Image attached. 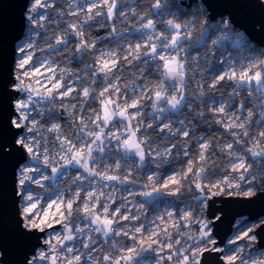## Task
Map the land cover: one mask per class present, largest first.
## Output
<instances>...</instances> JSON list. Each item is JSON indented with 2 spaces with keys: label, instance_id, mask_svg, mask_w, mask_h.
I'll return each mask as SVG.
<instances>
[{
  "label": "snow or ice",
  "instance_id": "6c2138e0",
  "mask_svg": "<svg viewBox=\"0 0 264 264\" xmlns=\"http://www.w3.org/2000/svg\"><path fill=\"white\" fill-rule=\"evenodd\" d=\"M250 6L264 12V0H250ZM69 7L75 8V10L70 11L68 15L83 14L85 19L82 22L78 21L67 25L65 32L71 33L76 38V53L90 51L95 57L92 65H85L89 72L85 73L84 77L76 76L75 79L83 82L90 81V83L88 86L79 89L72 83L65 84L64 70H60L61 75L57 78L58 69L52 67L46 60L41 61L39 65L31 69L27 68L26 66L33 63V53L28 52V49L33 48L34 45L26 43L20 46L18 51L26 53V55L21 57L18 68L24 71L15 77L17 83L13 85V90L27 93V96L15 99L12 104L13 113L6 122V127L12 136L11 143L0 142V159L11 156L15 152L20 160L16 181L19 191L16 192V195L26 202L22 208V215L26 222L24 228L28 230V234L33 232L42 234L36 237L33 254L31 256L26 255L22 264H141L138 257H142V253L148 252L154 253L152 264H201L202 258L206 260V264H212L210 254L223 250L215 246L216 241L211 238L208 222L197 220L190 209L183 211L179 216V221L183 222L184 226L189 223L200 224L198 239L186 231H181V223L176 221V215L170 210L158 214L155 220L149 221L151 227H146L143 222H140L141 216L144 214L145 203L138 202L135 205L137 212L133 214L132 209L128 207L132 202L128 200L127 196H123V202L117 205L115 189L110 194L103 191L104 188L109 187L108 182H116L122 186L136 183L130 179L132 170L130 168L122 169L119 160L114 162V166L103 163L106 157L101 156L98 160L94 153H105V142L112 143L115 141L113 146L122 153L123 158H138L137 167L154 156L171 155L172 149L176 147L175 144L166 147L161 152L151 147L149 137L138 135L144 127L154 128V124L144 125L143 120L139 119L142 116L141 109L145 106V101L151 102L152 113L150 115L153 120L159 121V124L156 125L159 127V131L167 130L170 135L190 139L187 128H177L173 131L170 123H164L166 117L157 115V113L182 112L184 108L190 112H195L192 105L187 103L186 89L189 86V74L193 71H199L201 61L206 62L207 56L211 53V50H208L204 56H200L198 51L195 55L190 54L189 48L196 25L199 24L201 27V37L207 36L208 40H211V44L217 46L227 38L235 21L230 16H225L224 13L213 12L208 14V9L212 5L207 3V0L201 3L193 0L189 7L196 9L198 14L194 15L190 21L178 22L175 13L171 14L173 18L162 19L161 23L164 25V30L157 29L156 21L148 13L138 14L135 7L125 11L127 4L123 3L122 0H81L79 3L77 0H72ZM148 7L154 14L163 16L162 12L156 10L164 9L166 5L162 3V0H154ZM174 7L180 15L188 14L182 11L178 5ZM48 8L59 9V6L53 4L51 0H33L28 13H26V18L32 27L43 28L45 21L52 22L46 12L39 11ZM60 15L62 16L63 13ZM129 15L138 21V31L144 39L142 43H136L134 47L129 45L122 57L119 55L118 49L98 50V41L86 38V35L89 34L85 32V27L90 22L96 21L98 17L111 22L117 17L127 19ZM218 16L220 17L219 20H217ZM257 23L260 33L264 34V19L257 21ZM255 27L254 24L253 30ZM110 35H121L114 24L111 27ZM212 36H217V38L212 39ZM186 42L187 47L185 46ZM70 43L67 35H57L55 44L49 40L48 46L57 52H61L66 51ZM116 43L119 44V41ZM59 45H64V49H60ZM201 46L206 47L207 40ZM237 46L248 47L249 51H255L250 46V41H246L243 45L237 41ZM121 60L129 65L133 61L145 65L144 68L140 69L141 77L151 66L152 70L157 73L159 82L155 85L137 86L132 81L130 83L133 96L129 97L127 95L129 85L125 84L122 91L118 84L121 76L117 75V72L120 69ZM241 60L247 62L241 64L239 72L229 63L228 70L222 69L217 73L208 87L215 89L223 81L235 82L233 92L229 93L230 97L238 96L241 91L246 89L250 98L257 95L260 99V103L256 107L264 109V52L260 56L241 57ZM150 62L152 63L150 64ZM221 63L227 62L221 61ZM41 68L50 73L46 76L44 83H41L39 78L35 81L44 89L43 92L33 87L32 84L25 83V79L30 74L37 77L44 75ZM101 77L104 85L96 94L92 85L97 84ZM197 91L198 97H202L204 95L203 85L198 86ZM74 93L76 96H82L85 103L89 99L97 100L99 110L93 109L88 120H85L83 115L78 117L74 123L79 124L80 127L75 139L64 136L62 126L53 123L48 131L58 133L55 140L58 143L59 151L52 155L47 147V141L45 140L42 145L41 141L37 139L40 134L39 128L42 126L35 118L30 119L31 112L34 110L37 97L49 101L55 100L56 97L61 99L73 97L75 99ZM237 103L238 107L236 104L225 105L220 102L218 106L208 110L214 115H223L224 119H217L216 123L230 133L236 144H242L245 142L243 138L252 139L248 129L251 127L254 112L252 108H247L243 102ZM61 107L65 106L61 105ZM72 108H76V105L73 104ZM229 108L233 109L231 114H229ZM65 111L72 115L69 109L65 108ZM81 111H86L83 105H81ZM245 111L246 117H244ZM198 115L203 117V111ZM260 115L261 119L257 123L264 124V110L261 111ZM245 119L247 123L244 122ZM178 122L181 125L184 124L183 120ZM117 124L119 127L116 126ZM105 129L108 130L105 131ZM258 135L259 139H255L253 146L248 147L245 151L254 158L264 160V131H260ZM41 147H43L42 153ZM185 147L187 148V145ZM198 147L200 149L198 161L207 165L208 160L205 154L209 152L211 142L200 137ZM257 148H259L258 151ZM225 149L228 150L229 157H233L235 160L230 164V168L232 173L238 174L239 181L251 185L259 179L261 181L260 186L264 188V171L252 174V165L247 163V157L244 154L235 152L233 143L225 145ZM183 154L188 156L189 152L186 150ZM26 160L34 163L28 164L25 162ZM60 161L62 163H59ZM102 163L103 168H101ZM42 168H50L53 174L62 173L67 168H76L78 174L75 176L73 184L88 180L92 187L88 190L77 188L75 194L67 199L64 198L63 194H58L55 199L48 201L46 206H41L40 198L34 194L33 189L28 188L26 190V185L44 187L42 181L49 180L51 177L44 175ZM79 170H82V173ZM206 171V167H198L196 162L189 159L185 171L178 174L179 178L177 175H172L160 179L158 173L152 172L146 175L147 183L144 185L145 188L151 187V191L136 193L127 188L125 191L128 196L138 194L142 197H152L153 194L159 195L165 191L169 195H175L183 187L182 182L191 178L195 189L200 192V196L195 199L199 204L204 205L211 196L220 194V191L223 190L220 187L222 184L229 188L240 187V183L230 179L229 176H225L223 180L215 183L207 182ZM121 172L125 174H119ZM37 173L39 175H35ZM201 180L205 182L201 183ZM100 181L105 183L100 185L98 190L96 185ZM213 189H217V191H213ZM82 193V203L77 205V201L81 200ZM243 195L254 196L255 191L249 188ZM74 205H76L75 208ZM113 205L117 206L113 208ZM74 212L82 213V215L74 216ZM165 217L168 219L166 220ZM77 218L84 221L83 227L75 223ZM169 220L173 221L170 227L168 226ZM122 222L128 223L122 224ZM131 222L137 223L129 226ZM55 224L61 225L64 234L46 233V230L53 228ZM249 231H245L243 236L238 237V239L254 240L255 237L250 236ZM173 232L178 237H186L183 244L180 238L173 237ZM114 237H123L133 243L123 245L120 241L113 239ZM109 241H111V247L106 251L103 246L108 245ZM187 241H192V243L189 244ZM230 243H235V240L230 241ZM205 253H209L206 258ZM223 259L227 264H236L237 260L240 261V264H264V260H255L251 257L246 260L243 256L238 255L235 250L230 251ZM0 264H4V262L0 260Z\"/></svg>",
  "mask_w": 264,
  "mask_h": 264
},
{
  "label": "trees",
  "instance_id": "16d2710c",
  "mask_svg": "<svg viewBox=\"0 0 264 264\" xmlns=\"http://www.w3.org/2000/svg\"><path fill=\"white\" fill-rule=\"evenodd\" d=\"M51 2L55 5H58L59 9L48 8L40 10L41 12H46L48 14L50 20L52 21L51 23L45 21V26L43 28H40L32 27L29 21L26 20V31L24 36L27 35L28 27H30L34 31L32 34L33 39L31 41L34 47L30 49V52L33 53V63L31 66H37L41 61L46 60L52 65V67L58 69L56 73L57 78H59L61 75L60 70H64L63 76L65 84L72 83L78 89L86 87L88 86L90 81H79L76 80L75 77H84L85 73L89 72V70L85 68V65H92L95 57L91 54L90 51L76 53V38H74L71 33L65 32V28L67 27V25L77 23L78 21L82 22L85 17L83 14L78 16L68 15L70 11L75 10V8L69 7L70 3H72V0H51ZM122 2L127 4V8L125 9V11L135 7L138 14L148 13L149 16L156 21L158 30H164V25L163 23H161V20L173 18V16L171 15L172 13L176 14L175 18L178 22L181 23L192 20L194 18V15L198 14L196 9L190 8L189 5H186V0H162V3H164L166 7L164 9L156 11L162 12L163 16L154 14L150 7H148L151 3L154 2V0H122ZM196 2L200 3L198 1ZM175 5H178L182 9V11L188 14L180 15L177 12L176 7H174ZM60 13H63V15L61 16ZM219 19L220 18H218L217 20ZM113 24L121 35H110L111 27ZM85 32L89 34L86 35L87 39L98 41V50L116 48L118 49L119 55L121 57L125 54V49H127L129 45H132L134 47L136 43H142L144 39L138 31V21L131 15H129L127 19H124L123 17H117L114 21L111 22L107 21L105 18L98 17L96 21L90 22L89 25L85 27ZM200 32L201 27L199 24H197L196 29L193 32L191 47L189 48L190 54L195 55L198 51L200 56H204L206 51L208 50H211V53L207 56L206 62L201 61V68L199 71H193L189 74V86L186 89V95L188 96L187 103L192 105V107L195 109V112H190L187 108H184L182 109V112L160 114V116L166 117V119H164V123H170L173 131H175V129L177 128H187L190 134V139L183 136L170 135L167 130H165L164 132L159 131V127H156V125L159 124V121L153 120L152 116L150 115V113L152 112L151 102L149 101L144 102L145 106L142 108V116L139 119L143 120L144 125H147L149 123L154 124V128L148 129L144 127L142 128L141 132L138 133V135H146L147 137H149L151 145H159V143H164L165 145H176V147L172 149L171 155L165 156L166 159H158L161 165V167H158L160 176H164L168 171L175 170L177 172V178H179L178 174H182L185 171V165L187 164L188 160L191 159L197 163L198 167L204 166L207 168L206 181L214 183L215 180L222 179L225 175L232 173L230 164L233 157H229L228 150L225 149V145L229 143L234 144V150L237 154H244L247 157V163L252 165V173L258 174L259 172L264 171V160L248 155L245 150L248 147H252L254 140L259 139V132L264 131V124L257 123V121L261 119V111L264 110L256 107V105H259L260 99L257 97V95H254V97L250 98L246 89L241 91L240 95L230 97L229 93H232L233 89L235 88V82L232 81H223L221 82V84L217 85L215 89H210L208 87V84L213 80V77L222 69L224 71H227L229 63H231L235 67L237 72H239L241 64L247 62L246 60H241V57L260 56V54L264 51L252 42H250V46L254 48L255 51H249L248 47L237 46V41H239L240 45H243L246 41L249 40L234 28H232V31L228 34L227 38L222 40L220 45L217 46H213L211 44V40H208L207 36L201 37ZM57 35H67L68 40L71 42L66 51L57 52L55 49H52L48 46L49 40H51V43L55 44ZM211 38L216 39L217 36H212ZM205 40H207V46H201ZM117 41H119V44L116 43ZM185 46H188L187 42L185 43ZM58 47L60 49H64L65 46L59 45ZM221 61H226L227 63H221ZM151 63L152 62H150V64ZM205 64H207V66H205ZM144 67L145 65L138 61H133L131 65L125 63L123 60L120 61V69L117 72V75H120L121 79L118 84L121 87L122 91L124 90L125 84L129 85V88L127 89V95L129 97L133 96L132 85L130 82L134 81L137 86H143L145 84L155 85L159 82V77L157 76V73L152 70L151 66L148 67V70L144 73L143 77H141L140 69ZM19 72L20 70L15 65V76H17ZM41 72L44 73V75L38 77H41V80L45 81L46 76L50 73L45 72L44 68H41ZM103 85L104 81L102 77L97 84L92 85V87L96 90V94L99 93ZM200 85H203L204 95L202 97H198L197 89ZM73 95L76 96L75 93ZM220 102H223L225 105L236 104L237 107V102H243L247 108H252L254 116L252 118L251 127L248 129L250 137L252 138L251 140L246 137L243 138L245 141L244 143L236 144L234 142V138L230 135V133L226 131L220 124L216 123L217 119H224L223 115H214L208 109L218 106ZM73 104L76 105V108H72ZM61 105H64L65 107H61ZM81 105H83L86 111H81ZM197 105H199V107H197ZM51 107H56V112L45 111L44 115L39 117L40 124L43 122L47 123L52 119H56L65 125L67 134L71 136L72 139H74L76 133L73 126L79 125L74 122L81 115L84 116L85 120H88V117L91 115L93 109L99 110V102L94 99H89L87 103H85L82 96H76L75 99H73V97H67L64 99L57 97L55 103H53V106ZM65 108L69 109L72 112V115H69V112L65 111ZM201 111H203L204 113L203 117L198 115ZM232 111L233 109L229 108V114H231ZM246 115L247 113L245 111L244 117H246ZM180 120L184 121L183 125L178 122ZM244 122L247 123V120L245 119ZM233 130L239 131V129ZM200 137H203L205 141L211 142V148L209 152L205 154L208 160L207 165H203L202 162L198 161V153L200 152V149L198 147V140ZM185 145H187L186 150L189 152L188 156L183 155L182 148ZM115 157H121L123 159L122 162L126 160L125 158H123V155L117 151L116 148H113V144H109L108 156L106 158V161L109 163ZM125 162L129 165L136 164L135 158H129ZM150 163L151 162L149 158L146 160V164L142 165V167H140L136 173H132L130 178L132 180L140 181L141 183H143L145 181V172L150 167ZM77 171L78 170L76 168H69L66 178L64 180H58L60 185H50L49 189L57 191L60 187L59 189H63L67 196H69L72 192L74 193L78 188V185L73 184L72 177ZM120 174H123V172H121ZM200 182L204 183L205 181L201 180ZM44 183H46V181H44ZM83 183L84 182L80 184ZM182 183L183 187L175 195L162 193L149 202L145 201L147 212L143 216V219L141 218L140 222L144 223L148 221L149 216L153 214L154 203L162 202L166 197L171 199L175 198V212H178V209L184 203L191 209L193 215L197 220H200L204 214L206 215L205 205H203V211H198L200 204L196 201L195 198L200 195V192L195 189L194 184H192L191 178L188 180H184ZM255 184L257 186V189H264L260 186V180ZM130 185L143 186V184ZM34 189L41 190L39 186H35ZM227 193L228 190L226 189L221 192L222 195ZM82 200L83 193L81 194V200L77 201V205L81 204ZM75 207L76 205H74V208ZM79 215L80 213L74 212V216ZM75 222L84 224L83 220L78 218L75 220ZM243 222H246V219H244ZM123 223L125 222H122V224ZM237 227V225H234L233 231H235ZM191 228L198 229L199 223H191ZM173 237L177 238L175 232H173ZM181 240L183 244L186 239L182 238ZM127 242L128 240H125V243ZM103 247L105 250L108 249L107 245H104ZM229 247L230 246L228 244L224 246L223 249L226 253ZM252 248L257 250L255 244H253ZM152 254L153 253H148L147 255ZM236 264H238L237 261Z\"/></svg>",
  "mask_w": 264,
  "mask_h": 264
},
{
  "label": "water",
  "instance_id": "95a60500",
  "mask_svg": "<svg viewBox=\"0 0 264 264\" xmlns=\"http://www.w3.org/2000/svg\"><path fill=\"white\" fill-rule=\"evenodd\" d=\"M30 1L0 0V142L11 143L12 140L6 122L12 116V104L19 96V92L13 90L16 83L14 64L17 44L26 31V10ZM191 3L193 0H186V5ZM207 3L212 5L208 9V14L216 12L230 16L235 21L233 28L241 31L250 42L264 50V34L260 33L257 23L264 19V12L251 7L250 0H207ZM19 162L15 152L0 159V260L4 264H22L26 255L33 254L36 237L42 235L39 232L28 234L23 225L20 196L16 195ZM205 213L210 220L215 246L223 250L210 254L212 264H227L223 259L225 252L223 247L239 217H246L247 221L262 220L255 226L253 233L255 246L264 250V189L257 190L254 196L237 194L211 196L206 201ZM58 225L55 224L53 227ZM204 256L208 257L209 253H205ZM201 264H206V260L202 258Z\"/></svg>",
  "mask_w": 264,
  "mask_h": 264
},
{
  "label": "rangeland",
  "instance_id": "374dc122",
  "mask_svg": "<svg viewBox=\"0 0 264 264\" xmlns=\"http://www.w3.org/2000/svg\"><path fill=\"white\" fill-rule=\"evenodd\" d=\"M32 2H33V0H31L30 3H29L28 9H27V13H28L29 7L32 4ZM79 2H81V0H77V3H79ZM26 20H27V18H26ZM33 32L34 31L30 27H28V29H27V35H25L18 42V44H17V59H16L17 61H15V62H17V66H18V63H19L21 57L24 56V55H26V53H20L18 51V49H19L20 46H22V45H24L26 43H31V41L33 39V37H32ZM28 52H30V49H28ZM29 66H31V65H29ZM29 66H27V67H29ZM227 68H229V67H227ZM29 69H31V68L29 67ZM142 110L143 109H141V111ZM130 111H135V110H130ZM151 112H152V107H151ZM157 114L160 115V113H157ZM116 126L119 127V124H117ZM109 144H113L114 145L115 144V141H113L112 143H107L106 144V149L108 148V145ZM171 146H172L171 144H166L165 145L164 143H159V145H151V147L153 149H158L161 152H163V150L166 147H171ZM113 148L115 149L114 146H113ZM182 150H183V153H184L186 151V147L184 146L182 148ZM256 150L258 151L259 148H257ZM107 153H108V149L105 151L106 157H107ZM120 154H122V153H120ZM165 156L166 155H163V156H154L153 158H150V162H151L150 163V167L145 172V177H146L147 174L152 173V172H156L159 175L157 165H159V167H161V165H160L158 159H166ZM97 159L99 160V158H97ZM117 160L120 161V163L122 165V169H129L130 168L132 170V173H136L137 170L140 167H142V165L146 164V162H145L144 164L140 165V167H137V164H138L139 161H138V158H135L136 164L135 165H129L128 163L126 164V162H125V161H127V159L122 162L123 159L121 157H115L109 163L105 159L103 161V163H106V164H109V165H113L114 166V162L117 161ZM231 160H232L231 163L235 162L234 158H232ZM103 163L101 165V168H103ZM186 167H187V164L185 165V169H186ZM79 172L82 173V170H79ZM77 174H78V171L72 177L73 180H74V178H75V176ZM110 174H116V173H110ZM123 174H121V175H123ZM252 174H255V173H252ZM35 175H39V173H37ZM172 175H177V172L175 170L168 171V172H166V174L164 176H160L159 175V178L160 179H165L168 176H172ZM49 176L51 177V179H49V180L54 182L56 178L63 177V173L53 174L52 172H50V175ZM225 176H229L230 179H233L235 182H239L240 183V187L239 188H236V187L233 186L232 189H231V193H228V194L243 195V193L245 191H247L249 188L253 189L255 192L257 190H260V189H257V186L255 184L256 182L259 181V179L256 182H254L253 184L249 185V184H246V183H244L242 181H239V178H238V174L237 173H230V174L225 175ZM223 178L222 179H217V180H215V182L221 181V180H223ZM82 181H79V182L76 183L78 185V188H83L85 190H88L90 187H92V185H90V184L88 186H85L87 184L86 182L84 184H80V183H82ZM134 181H136V180H134ZM42 183H43V181H42ZM103 183H105V182L100 181L99 184L96 185V187H97L98 190H99V186L102 185ZM108 183H109V187L108 188H104L103 191L106 194H110V193L113 192V189H115V199L117 201V205L123 202L122 201V197L123 196H127L128 200H130L132 202L130 205H128V207L132 209L133 214H136V212H137V209L135 208V205L138 202L145 203L144 214L141 216L142 219H143V216L147 212L146 202H149L153 198H155L156 196H159L160 195V194L159 195L158 194H153L152 197H142V196H140L138 194L135 195V196H128L127 195V192L125 191L126 188L127 189H131L133 192H136V193H139L141 191H151V187H148V188H145L144 187V185L147 183L146 179H145V181L143 183H141L140 181H136V183H129L128 185H123V186L122 185H119V184H117L115 182H108ZM130 184H143V186H140V185H136L135 186V185H130ZM220 187H221V189H223L222 191H224L226 189V185H223L222 184ZM28 188L33 189L34 190V194L37 195L40 198V205L41 206H46L47 202L50 201L51 199H55L58 194H63L64 198L67 199V198L72 197L75 194V192H76V191L74 193L72 192L69 196H67L65 194V192H64L63 189H59L60 187L58 188L57 191H53V190H50V189H46V187L44 185L43 188L40 187L41 190H35L32 184H27L26 185V190ZM18 190H19V188H18ZM213 191H217V189H213ZM222 191H220V194L219 195H222L221 194ZM163 193L168 194L167 191H165ZM101 199L103 200V198H101ZM174 199L175 198H172L171 199V198H167L166 197L162 202H155L154 203V207H153L154 208L153 209V214L151 216H149L148 221L144 222V224L146 225V227H151V225L149 224V221L150 220H155L156 219V216L158 214H163L166 211L170 210V211H173L174 214L176 215V221L181 223V225H182L181 231H186L190 235H192L194 238H197L198 239L199 238L200 224H199V228L198 229L191 228V223H189L187 226H184L183 225V222L179 221V216L182 214L183 211L189 210L190 208L186 204L183 203L180 206V208L178 209V212H175V205H174V201L175 200ZM25 203L26 202L24 200H22L21 198L19 199V205H20L21 215H22V208L25 206ZM117 205H113L112 207L115 208ZM204 205H206V203ZM22 217H23V215H22ZM165 219L167 220L168 218L165 217ZM244 219H246V217H239V218L236 219L234 225H237L238 227L236 228L235 231H232V233L229 235L228 239L226 240L224 246H226L228 244L230 247L228 248L227 253L224 252L223 256L229 254L230 251L235 250L238 255L243 256L244 259H246V260L249 259L250 257H251V259H255V260H264V250L258 249L257 247H256L257 250H255V249L252 248L253 244H255V239L254 240H249L247 238L238 239V237L243 236V233L245 231H249V229H251V231H249V235L255 237V235L253 233V230H254L255 226L259 222H261L262 220H259V221H256V220H254V221H247L246 220V222H243ZM23 220H24V218H23ZM200 220L201 221H206L208 223L210 222L209 218H207V216L205 214L203 215V217ZM156 222L159 223V221H156ZM75 223L79 224L81 227H83V225H84V224H80L78 222H75ZM125 223H128V222H125ZM135 223H137V222H131V224L129 226H132ZM172 223H173V221L169 220L168 221V226L170 227ZM209 228H210V224H209ZM46 233L47 234L55 233V234H58L59 235V234H64V230L61 227V225H58L57 227H53L51 229H47ZM177 238L182 239V237H178V236H177ZM183 238L186 239V237H183ZM211 238L214 239V237L212 235H211ZM113 239H115L117 241H120V243L123 244V245H131L133 243L131 240H128V239L123 238V237H114ZM125 240H128V242L125 243ZM233 240H235V243H230V241H233ZM187 243L190 244V243H192V241H188ZM107 246H108V249L107 250H109L110 247H111V241H109V244ZM81 251H84V250L81 249ZM148 253H150V252H148ZM148 253H142V257H138V259L141 260V264H152V260L154 258V253L152 255H147ZM94 255H96V254H94ZM237 262H238V264H240V261L239 260H237Z\"/></svg>",
  "mask_w": 264,
  "mask_h": 264
},
{
  "label": "built area",
  "instance_id": "2783aa9c",
  "mask_svg": "<svg viewBox=\"0 0 264 264\" xmlns=\"http://www.w3.org/2000/svg\"><path fill=\"white\" fill-rule=\"evenodd\" d=\"M239 32L242 33L241 31H239ZM139 33H140V31H139ZM140 34H141V33H140ZM242 34H243V33H242ZM243 35H244V34H243ZM16 59H17V58H16ZM16 59H15V61H17ZM15 65L17 66V62H15L14 66H15ZM26 67H27V66H26ZM30 67L32 68V66H30ZM17 68H18V66H17ZM27 68H29V67H27ZM18 69H19V68H18ZM19 70H20V69H19ZM22 71H24V70L21 69L20 72H19V74H20ZM19 74H18V75H19ZM37 78H39V80H41V77L33 76V75L30 74L29 77L25 79V83L32 84L33 87H36V88L39 89L41 92H43L44 89L41 87V85H38V84L35 83V81H36ZM44 82H45V81H42V80H41V83H44ZM48 87H51V85H48ZM26 96H27V93H20V92H19V96H18V98H23V97H26ZM18 98H16V99H18ZM56 99H57V97H56ZM56 99H55V100H51V101H49L48 99H44V98H41V97H37V98H36V104L34 105V110L31 112V115H30V119L35 118L37 121H39V117H40V116H43L45 111H55V112H56V107H51V106H53V103H55ZM53 123H58V124H60V125L62 126V132H63V135L69 137L70 139H72V138H71V136H69V135L67 134V131H66L65 125L62 124L60 121H58V120H56V119H52L51 121H49V122H47V123H46V122H43V123L40 124V122H39V125L42 126V127L39 128V133H40V134L37 136V139L41 141V144H42V145L44 144V142H45V140H46V141H47V147H48L49 151L52 153V155H55V154L59 151L58 143H57L56 140H55V137H56V135H58V133H55V132H49V131H48V128H49ZM73 127H74V129H75V133H78V132H79V127H80V125H74ZM105 131H107V129H105ZM28 135H31V134H28ZM74 139H75V138H74ZM106 144H107V142H105V147H106ZM107 149H108V148H107ZM107 149H106V150H107ZM40 151H41V153L43 152V147H41ZM94 154H95V155L97 156V158H99V159H100L101 156L106 157V154H105V153H102V154L94 153ZM107 156H108V153H107ZM106 158H107V157H106ZM26 163L31 164V163H34V162H33V161H30V160H27ZM59 163H62V161H60ZM101 165H102V164H101ZM68 169H69V168L64 169L63 172H62V173H63V177H61V178H56L54 182H53V181H50V180H46V183H44V181H43V184L45 185L46 189H49V188H50V185H53V186H59L60 183H59L58 180H59V179L64 180V179L66 178V176H67V172H68ZM50 170H51L50 168H42V171H43L44 175H47V176L50 175V172H51ZM82 182H84V183L86 182V183H87L85 186H88V185H89L88 180H83ZM84 183H83V184H84ZM115 183H116V182H115ZM35 186H37V185H33V187H35ZM231 189H232V187L229 188V187L226 186V190H228V193H231ZM18 191H19V190H18ZM228 193H227V194H228ZM198 211H199V212L203 211V205H200V206H199ZM80 215H82V213H80ZM21 216H22V215H21ZM22 218H23V217H22ZM24 223H26V222L23 220V225H24ZM46 231H47V230H46ZM86 231H87V229H86ZM94 235L98 236L99 234H94Z\"/></svg>",
  "mask_w": 264,
  "mask_h": 264
}]
</instances>
